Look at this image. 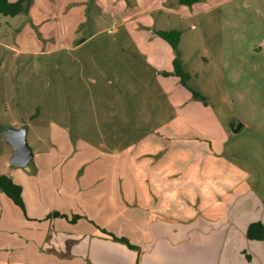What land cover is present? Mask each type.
<instances>
[{"label": "rangeland", "instance_id": "rangeland-1", "mask_svg": "<svg viewBox=\"0 0 264 264\" xmlns=\"http://www.w3.org/2000/svg\"><path fill=\"white\" fill-rule=\"evenodd\" d=\"M123 1L112 20L96 15L93 0H33L26 12L0 15V174L22 184L28 204L52 171L126 168L129 142L169 132L163 125L171 119L178 136L208 146L214 160L200 175L190 178L184 166L176 177L190 192L185 217L202 216L206 179L225 200L247 187L264 196V0L164 3L172 14L153 11L150 26L145 18L125 21L132 2ZM173 26L186 85L174 74V55L151 60L166 43L157 28ZM6 128L26 129L27 167L9 164ZM191 163L198 173L200 158ZM104 177L103 185L119 179Z\"/></svg>", "mask_w": 264, "mask_h": 264}, {"label": "crops", "instance_id": "crops-1", "mask_svg": "<svg viewBox=\"0 0 264 264\" xmlns=\"http://www.w3.org/2000/svg\"><path fill=\"white\" fill-rule=\"evenodd\" d=\"M93 1L96 15L111 20L124 11L123 0ZM127 1L132 8L127 9L125 21L145 18L148 26L153 24V11L172 14V7L164 3L185 6L177 0H154L152 6L146 0ZM112 2L118 4L114 14L108 8ZM166 43H162L161 54L151 57L153 63L172 60ZM175 124L170 119L163 125L169 132L129 142L124 169L52 171L53 178L46 179L39 190L40 198L28 204L23 201L25 213L13 209L0 194V264H264L263 195L247 187L225 200L208 189L206 179L203 186L209 192L200 200L205 202L202 216L185 217L189 214L182 199L189 201L190 192L176 177L184 166L190 178L200 175L209 170L203 168L206 161L213 165L214 160L208 146L178 136ZM198 158L197 173L191 161ZM109 172L119 179L103 185ZM12 181L21 187L24 200L22 184ZM233 181L244 183L239 177ZM187 185L193 189L188 179ZM33 193L37 197V190ZM252 223L262 225V239L247 237ZM101 230L126 239L134 249Z\"/></svg>", "mask_w": 264, "mask_h": 264}, {"label": "trees", "instance_id": "trees-1", "mask_svg": "<svg viewBox=\"0 0 264 264\" xmlns=\"http://www.w3.org/2000/svg\"><path fill=\"white\" fill-rule=\"evenodd\" d=\"M33 0H0V15L4 17H14L21 12H26L30 7ZM200 0H177L178 4L185 6H192L193 4L199 2ZM156 35L160 37L162 40L167 42L173 51L174 58L172 60L174 74L181 78V82L183 85H186V80L189 78L188 75L184 72L183 64L181 60L180 53L178 51V44L180 42L181 33L178 30H157ZM191 93L193 97H197L198 93L193 91ZM22 189L19 185L14 183L10 177L4 174H0V194L6 196L9 201L16 207H18L23 213L25 212V207L23 203V199L21 196ZM264 206V200H263ZM58 215V214H54ZM76 218V217H75ZM101 233L109 236L114 241H119L126 244L129 248L134 247L130 245V243L124 238H117L114 235L107 233L104 230H101ZM247 237L252 238L255 237L257 239H262L263 237V227L260 223H252L249 225L247 229Z\"/></svg>", "mask_w": 264, "mask_h": 264}, {"label": "water", "instance_id": "water-1", "mask_svg": "<svg viewBox=\"0 0 264 264\" xmlns=\"http://www.w3.org/2000/svg\"><path fill=\"white\" fill-rule=\"evenodd\" d=\"M1 133L12 149L9 164L14 167H27L33 158V153L27 144L26 129L6 128Z\"/></svg>", "mask_w": 264, "mask_h": 264}]
</instances>
